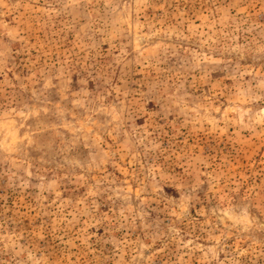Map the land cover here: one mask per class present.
Masks as SVG:
<instances>
[{"label": "rangeland", "instance_id": "374dc122", "mask_svg": "<svg viewBox=\"0 0 264 264\" xmlns=\"http://www.w3.org/2000/svg\"><path fill=\"white\" fill-rule=\"evenodd\" d=\"M0 264H264V0H0Z\"/></svg>", "mask_w": 264, "mask_h": 264}]
</instances>
